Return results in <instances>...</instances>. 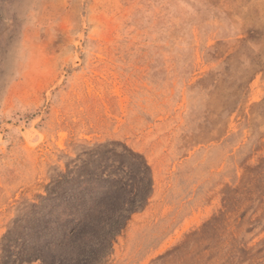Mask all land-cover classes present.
I'll use <instances>...</instances> for the list:
<instances>
[{
    "label": "rangeland",
    "instance_id": "374dc122",
    "mask_svg": "<svg viewBox=\"0 0 264 264\" xmlns=\"http://www.w3.org/2000/svg\"><path fill=\"white\" fill-rule=\"evenodd\" d=\"M0 264H264V0H0Z\"/></svg>",
    "mask_w": 264,
    "mask_h": 264
},
{
    "label": "trees",
    "instance_id": "16d2710c",
    "mask_svg": "<svg viewBox=\"0 0 264 264\" xmlns=\"http://www.w3.org/2000/svg\"><path fill=\"white\" fill-rule=\"evenodd\" d=\"M67 217H69V218H71L72 217V215L71 214H69V215H66Z\"/></svg>",
    "mask_w": 264,
    "mask_h": 264
}]
</instances>
